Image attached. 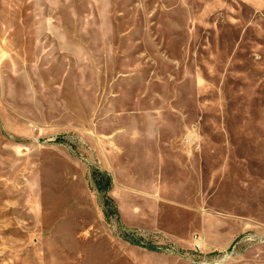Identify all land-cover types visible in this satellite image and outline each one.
Listing matches in <instances>:
<instances>
[{"label":"rangeland","instance_id":"374dc122","mask_svg":"<svg viewBox=\"0 0 264 264\" xmlns=\"http://www.w3.org/2000/svg\"><path fill=\"white\" fill-rule=\"evenodd\" d=\"M0 264H264V0H0Z\"/></svg>","mask_w":264,"mask_h":264},{"label":"built area","instance_id":"2783aa9c","mask_svg":"<svg viewBox=\"0 0 264 264\" xmlns=\"http://www.w3.org/2000/svg\"><path fill=\"white\" fill-rule=\"evenodd\" d=\"M194 250L196 252L198 251H202L203 250V244H202V241L200 240V238H195L194 239Z\"/></svg>","mask_w":264,"mask_h":264},{"label":"trees","instance_id":"16d2710c","mask_svg":"<svg viewBox=\"0 0 264 264\" xmlns=\"http://www.w3.org/2000/svg\"><path fill=\"white\" fill-rule=\"evenodd\" d=\"M129 241V240H128ZM130 243H133V244H139L138 243V241H129ZM145 248H147V249H149V250H151V251H155L156 249H155V247H151V246H147V247H145Z\"/></svg>","mask_w":264,"mask_h":264}]
</instances>
